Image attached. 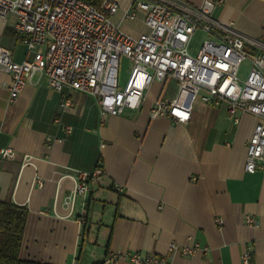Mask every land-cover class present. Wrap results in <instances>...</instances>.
I'll return each instance as SVG.
<instances>
[{
  "label": "crops",
  "instance_id": "1",
  "mask_svg": "<svg viewBox=\"0 0 264 264\" xmlns=\"http://www.w3.org/2000/svg\"><path fill=\"white\" fill-rule=\"evenodd\" d=\"M184 1L198 6L203 0ZM119 2L114 20L120 27L136 20L146 32L145 13L122 19L130 0ZM212 16L264 41V0H225ZM16 20L13 14L0 18V44L20 61L26 47ZM10 80L0 68V148L17 153L0 156V199L29 210L22 258L107 264L110 252L137 250L166 256L172 264H243V250L252 248V264H264V171L245 170L254 114L240 109L235 122L226 102L197 97L186 122L152 117L153 103L175 94L160 81L150 84L139 107L101 114L93 95L55 89L38 73L11 102ZM25 154L34 156L30 163H24ZM98 166L99 178L72 203L68 174ZM246 215L258 224L248 223ZM194 241L200 248L193 254L169 248L171 242Z\"/></svg>",
  "mask_w": 264,
  "mask_h": 264
},
{
  "label": "built area",
  "instance_id": "2",
  "mask_svg": "<svg viewBox=\"0 0 264 264\" xmlns=\"http://www.w3.org/2000/svg\"><path fill=\"white\" fill-rule=\"evenodd\" d=\"M223 2L203 0L196 6L184 0H130L122 19H135L141 10L148 26L146 32L133 36L114 20L119 0H101L99 5L89 0H0V18L16 16L15 30L26 47L24 58L18 61L12 49L0 44V68L11 75L9 100L15 101L38 73L55 89L67 86L93 95L101 114L117 115L126 108L139 107L153 81L174 82L175 94L159 97L151 106L152 117L186 122L198 96L206 103L226 102L235 122L240 120V109L252 113L258 120L246 143L245 170L264 171V41L245 35L233 23L216 20L212 12ZM198 30L206 37L193 52L191 45ZM247 44L258 49L251 51ZM122 57L131 63L124 82L120 80ZM246 60L250 66L242 78L240 68ZM16 154L13 147L0 148L3 158H15ZM33 158L25 154L24 163ZM102 171L98 166L91 172L68 174L74 181L70 201L88 192L89 181H96ZM246 221L258 224L250 215ZM169 248L193 254L200 244L171 242ZM119 259L172 264L166 256L137 250L110 252L105 263ZM242 261L252 264V248L243 250Z\"/></svg>",
  "mask_w": 264,
  "mask_h": 264
},
{
  "label": "trees",
  "instance_id": "3",
  "mask_svg": "<svg viewBox=\"0 0 264 264\" xmlns=\"http://www.w3.org/2000/svg\"><path fill=\"white\" fill-rule=\"evenodd\" d=\"M99 5L101 0H89ZM29 210L11 200L0 199V264H41L20 255Z\"/></svg>",
  "mask_w": 264,
  "mask_h": 264
},
{
  "label": "rangeland",
  "instance_id": "4",
  "mask_svg": "<svg viewBox=\"0 0 264 264\" xmlns=\"http://www.w3.org/2000/svg\"><path fill=\"white\" fill-rule=\"evenodd\" d=\"M135 21L136 20L125 21L122 25L123 30L132 35H138L139 33H141V31L145 30L144 24H141L140 22L137 24V22ZM204 37H206L205 34L202 33V31L200 30H198L195 33L193 41H192V45H191L192 46L191 49L193 52L197 51ZM130 64H131L130 60L127 57L121 58V61H120V80L121 82H124L127 79L129 72H130V67H131ZM249 66H250L249 60H246L243 62L240 68V76L242 78H246L248 70H249ZM168 90L171 94H174L176 92V84L174 82L170 83Z\"/></svg>",
  "mask_w": 264,
  "mask_h": 264
}]
</instances>
